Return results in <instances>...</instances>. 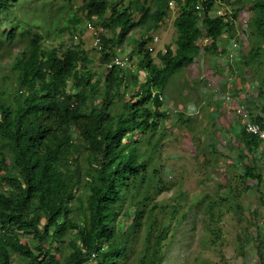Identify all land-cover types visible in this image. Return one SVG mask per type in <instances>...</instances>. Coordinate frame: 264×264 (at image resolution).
<instances>
[{
	"label": "trees",
	"instance_id": "trees-1",
	"mask_svg": "<svg viewBox=\"0 0 264 264\" xmlns=\"http://www.w3.org/2000/svg\"><path fill=\"white\" fill-rule=\"evenodd\" d=\"M23 1L0 0V17L16 15L13 10ZM42 1L50 7L67 3L68 16L60 15V22L44 33L34 32L40 25L22 18L0 34V46L18 37L27 41L13 57L11 76L0 80V264H15L14 254L18 264H89L94 254L98 264H125L143 223L149 246L139 264H163L162 244L170 228L154 239L152 217L159 207L155 198L164 185L159 168L152 164L168 113L164 103L151 98V91L163 92L172 76L188 68L194 42L203 31L217 41L227 24L211 14L212 3L198 11L199 0L179 1L176 49L168 47L154 56L149 48L154 37L148 34L168 16L170 0H155L152 15L150 0L131 1L128 7L124 0H81L80 5L76 0ZM240 2L238 10L252 12V49L245 61L264 66V0ZM137 12L140 21L135 20ZM147 19H152L151 30L128 37ZM87 26L101 30L94 55L83 41L68 45L63 40L65 35L71 39L81 35ZM52 35L58 47L47 44ZM125 43L133 45L131 58L136 57L133 77L121 66L100 74ZM262 100L256 116L260 123L264 92ZM240 128L225 132L237 142L240 160L250 159L244 177L259 189L263 178L253 157L264 143ZM137 133L148 136L145 142L138 141L140 149L125 143L135 140ZM212 152H218L216 145ZM130 213L132 224L123 220L126 227H118V219H131ZM24 236L38 244L31 247L22 241ZM58 242L67 243L60 261L54 255ZM259 254L264 264L263 250Z\"/></svg>",
	"mask_w": 264,
	"mask_h": 264
},
{
	"label": "rangeland",
	"instance_id": "rangeland-1",
	"mask_svg": "<svg viewBox=\"0 0 264 264\" xmlns=\"http://www.w3.org/2000/svg\"><path fill=\"white\" fill-rule=\"evenodd\" d=\"M131 1L135 0H124L123 3L128 7ZM240 1H231L233 5L231 7L235 11L243 4ZM80 2L81 0L75 1L78 5ZM148 5L152 15L155 0H150ZM68 9L67 3L52 4L50 7L48 3L41 0L23 1L21 6L13 10L16 15L9 17L7 14H2L0 18L3 23L0 24V34L7 28L15 27L22 18H25L29 24L40 25L33 29L34 32L44 33L56 22H60V15L67 17ZM246 11L247 16H250L247 9ZM110 14L109 12L108 16ZM178 16L177 11H168V16L155 30L148 28L152 25V19H147L140 24L141 30L134 29L128 37L140 36L145 30H151L148 35L153 36L155 40L149 45L153 49L154 56L164 52L168 47L176 49L175 40L178 34L174 22ZM134 17L135 20L140 21L141 14L137 12ZM238 29L242 31L241 26ZM19 32L17 31V34ZM100 32L98 27L95 29L87 26L84 27L81 35L77 34L74 39L65 35L63 40L68 45L83 41L85 49L90 55H94ZM248 40L247 34V40L243 45L245 55L248 53L246 51H249L245 49L248 47ZM225 41L229 42V40ZM249 42L251 45L250 40ZM26 43V38L18 37L13 43L4 42L0 46V80L3 81L10 75L13 57L25 48ZM47 44L59 46V43L54 40V35ZM125 45L127 44L125 43L118 53L130 57L133 45ZM225 47L228 48V45ZM220 49H223V46ZM220 55L218 51L216 53L213 50L206 53L209 74L205 80L197 79L190 69H185L172 76L169 82L171 84H168L165 89V96H168V98L165 97V106L169 111V118L165 124L164 138L158 149L159 156L156 155L154 159L163 172L160 177L164 191L155 198V203L159 207L152 217L156 221L154 239L170 228L167 239L162 244L163 264H260L259 250H263L264 254V199L262 198L264 196V147L262 153L260 152L263 154L261 160L253 157L263 178L261 187L258 189L254 180H246L244 177L246 165L249 164L250 159L240 160L237 142L233 135H231L232 141L229 140L230 135L225 132L233 133L238 127L240 128V121L234 113L239 101L243 102L244 96L248 97V102H256L258 99L257 84L253 89L251 84L264 77V67L255 75H247L249 71L240 65L239 58L234 61L231 59L226 64L227 56ZM99 58L98 54L94 59L99 60ZM133 60L135 61V57ZM157 62H159L158 59ZM130 67L132 70L133 64ZM102 71L104 70L100 69V72ZM201 81H207L205 86L214 91L207 93ZM8 83H10L9 79ZM218 85L220 87L217 91ZM236 88H239V93L233 95L239 100L233 98L228 106L222 96L226 89L231 91ZM186 106L193 107V111L189 113ZM221 108H225L227 113L221 111ZM251 108L254 109V107ZM182 109L192 116L186 114L179 117L175 111ZM138 138L145 141L147 137L140 135ZM214 145L218 152H212ZM130 214L131 219L127 220L123 216L118 219V227H126L124 221L127 225L132 224L134 215ZM147 233L148 227L146 223H143L139 237L133 243L134 250L125 264H139L148 250ZM22 241L33 248L38 244L35 238L28 236H24ZM66 249V242L55 244L54 255L59 261ZM13 261L18 264L17 254H14Z\"/></svg>",
	"mask_w": 264,
	"mask_h": 264
},
{
	"label": "clouds",
	"instance_id": "clouds-1",
	"mask_svg": "<svg viewBox=\"0 0 264 264\" xmlns=\"http://www.w3.org/2000/svg\"><path fill=\"white\" fill-rule=\"evenodd\" d=\"M179 1L181 3L185 2V0H170L168 3V10L169 11L170 10L171 11H177L180 15L181 6L179 5V3H180ZM231 1L232 0H230V3H229V2H227V1L225 2L223 0H199V3L196 6V9L198 11H201L202 9L206 8L205 5H207V4L209 5L210 3H212L213 4V11L211 12V14L214 17H222L224 22L227 24L223 30L221 37L217 41L214 40V38H212L211 36H209L206 31H203V36L194 42V44H195L194 45L195 46L194 56L191 60L190 65L186 69H190L192 75L194 77H196L197 79L205 80L208 77L209 70H208V65H207V61H206V53H208L209 51H212V50L215 51L216 53L218 51V53L221 54L220 56L226 55L227 56L225 58L226 64L228 62H230L229 60H231V59H232V61H234L237 58H239L241 61L240 65L244 66L245 69H247L249 71L247 73V75L248 74L255 75L259 69L264 67L262 63H258V62L257 63H248L245 61V56H247L251 52V49H252V44L250 45V42H249V40H250V30H249L250 26H249V24H250L251 19H252V12L249 10V8H244L242 10H238V7H237V10L235 11L234 8L231 7V6H233ZM171 3H173V6H171ZM246 9L248 10V13L250 14V16H247ZM239 26L242 27V31H240L238 29ZM89 27H91V26H89ZM148 27H150V25ZM247 34H248L249 40H248V47H245V49H249V51H246L248 53L245 55L243 45H245V41L247 40ZM245 36H246V39H245ZM154 40H153V42H154ZM225 40H229V42H226ZM97 41L99 44L98 38H97ZM156 41H157V39H156ZM98 44H97V46H98ZM225 45H228V48L225 47ZM221 46H223V49H220ZM149 48H150V45H149ZM151 50L153 51V49H151ZM173 50H175V49H173ZM164 52H166V50ZM135 61H136V57H135ZM135 61L133 60V58H131V56L127 57L125 55H120L118 53V57H116L114 59V61H112L105 68L103 67L102 69L104 71L100 72V74L105 75L107 69H109V68L111 69L115 66H121L123 69H126L129 72V75L132 78L133 75L135 74V71H136ZM132 64H133L134 68L131 70L130 66ZM140 77H141V81H144V77L141 74H140ZM201 82H203L204 86H205V83L207 81H201ZM255 84H257V95H258V99H256V102H252V101L248 102L249 101L248 97L244 96V98H243L244 101L243 102L241 100L239 101L237 108L234 109V113L236 114V116L238 117V119L240 121V127H242V128L244 127L245 131L248 134L255 136V137H258L264 143V138H262L260 135H256V134L249 131L250 126H258L264 132V127H263L264 122L260 123V122L256 121V116L259 115V111H260L259 107L262 105V102H263L262 95L264 92V86L262 85V78L258 79L256 83H252L251 89L255 88ZM219 87H220V85L217 86V91L219 90ZM139 88H140V85L137 86L136 90L138 91ZM203 88L204 87H202V89ZM202 89H201V92H202ZM205 89H206L207 93L210 91L211 92L214 91L212 88L209 87V89H208L206 86H205ZM236 89H233V90L231 89V91L226 89L224 95L222 94L223 95L222 98L225 100V104H228V106L232 102L233 98H236V97H234L233 94L238 95V93H239V91H238L239 88H236ZM129 94L130 95L132 94V89L130 90ZM165 97H166L165 96V90H163V92H160L158 90H152L151 91V98L152 99L158 98L162 103H164V110L167 111L168 118H169V111L167 110V108L165 106V103H166L165 101H166V98H168V96L166 98ZM128 98H129V96H128ZM236 100H239V99L236 98ZM188 107L189 106H186V110L189 111V113H190V111H193V107H189V108ZM251 107H254V109H252ZM187 111L182 109L180 111L176 110L175 112L177 113V115L179 117H183L186 114L188 116H192V114H189ZM221 111L227 113V110L225 108H221ZM254 113H256V115ZM181 115H183V116H181ZM218 116H219V113H218ZM165 131L166 130H163V132H165ZM139 136H140L139 133H137L134 137L135 140L126 139L125 143H128L130 145L135 144L137 146L138 141H141L138 138ZM146 137L148 138V136H146ZM146 139H145V141H146ZM138 147H139V145H138ZM263 147H264V145H263ZM263 147L260 149V151H258L257 155L254 156L255 159H257V160L262 159L263 154H261V153H262ZM139 149H140V147H139ZM156 155L159 156V151H158V153H156ZM258 155L260 156V158ZM152 167L159 168V166L156 163H153ZM159 170H160V174L163 173L160 168H159ZM90 263H91V261L89 262V264ZM98 263H99V261L97 258L96 264H98Z\"/></svg>",
	"mask_w": 264,
	"mask_h": 264
},
{
	"label": "built area",
	"instance_id": "built-area-1",
	"mask_svg": "<svg viewBox=\"0 0 264 264\" xmlns=\"http://www.w3.org/2000/svg\"><path fill=\"white\" fill-rule=\"evenodd\" d=\"M171 6H173V3H171ZM249 131L256 135H260L262 138H264V132L258 126H250ZM96 262H97V256L94 254L92 256L90 264H96Z\"/></svg>",
	"mask_w": 264,
	"mask_h": 264
}]
</instances>
